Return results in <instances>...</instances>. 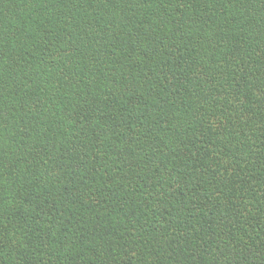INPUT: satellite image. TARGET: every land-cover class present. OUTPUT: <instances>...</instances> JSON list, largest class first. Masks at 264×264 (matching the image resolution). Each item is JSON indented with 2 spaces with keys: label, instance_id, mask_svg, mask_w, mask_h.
Wrapping results in <instances>:
<instances>
[{
  "label": "trees",
  "instance_id": "trees-1",
  "mask_svg": "<svg viewBox=\"0 0 264 264\" xmlns=\"http://www.w3.org/2000/svg\"><path fill=\"white\" fill-rule=\"evenodd\" d=\"M0 264H264V0H0Z\"/></svg>",
  "mask_w": 264,
  "mask_h": 264
}]
</instances>
